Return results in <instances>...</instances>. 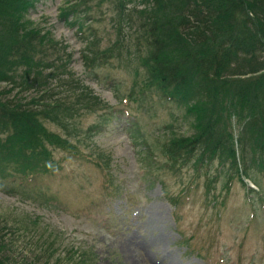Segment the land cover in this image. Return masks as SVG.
<instances>
[{"label": "rangeland", "instance_id": "374dc122", "mask_svg": "<svg viewBox=\"0 0 264 264\" xmlns=\"http://www.w3.org/2000/svg\"><path fill=\"white\" fill-rule=\"evenodd\" d=\"M144 3L129 4L133 27L110 1L36 0L30 9L32 26L50 32L69 55L51 70L72 71L110 107L76 118L80 135L71 140L82 154L51 146L52 172L0 177L2 264H264V173L249 144L242 164L259 186L243 175L245 186L229 157L166 167L159 144L191 134L194 119L184 105L139 90L144 69L132 52L141 53ZM70 4H78L79 20L61 17ZM87 46L112 47L116 56L89 74ZM9 86L0 82V92ZM36 92L28 89L23 100ZM96 123L99 131L89 136Z\"/></svg>", "mask_w": 264, "mask_h": 264}, {"label": "trees", "instance_id": "16d2710c", "mask_svg": "<svg viewBox=\"0 0 264 264\" xmlns=\"http://www.w3.org/2000/svg\"><path fill=\"white\" fill-rule=\"evenodd\" d=\"M107 1L116 4L122 20L129 19L133 27L131 0L97 3ZM35 2L0 0V82L10 85L0 92V177L17 174L32 180L37 173L52 172L58 164L51 146L82 154L71 140L80 135L76 118L110 107L72 71L51 70L69 55L50 32L32 26L27 17ZM77 5L63 7L61 17L79 20ZM143 6L138 9L136 37L141 53L132 52L144 69L139 90L184 105L194 119L191 134L164 138L159 144L166 167L176 170L192 159L203 165L229 157L248 186L243 175L254 181L242 164L248 144L252 163L264 173V0H145ZM115 56L112 47L87 46L82 53L89 74ZM31 88L39 92L24 101ZM100 124L89 127V136ZM12 163L18 167L11 171Z\"/></svg>", "mask_w": 264, "mask_h": 264}]
</instances>
